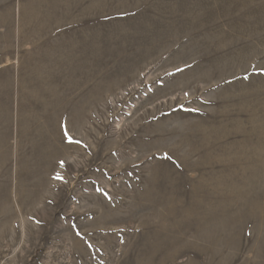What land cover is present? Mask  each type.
Listing matches in <instances>:
<instances>
[{"label": "rangeland", "instance_id": "1", "mask_svg": "<svg viewBox=\"0 0 264 264\" xmlns=\"http://www.w3.org/2000/svg\"><path fill=\"white\" fill-rule=\"evenodd\" d=\"M0 264H264V0H0Z\"/></svg>", "mask_w": 264, "mask_h": 264}]
</instances>
